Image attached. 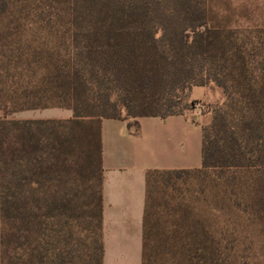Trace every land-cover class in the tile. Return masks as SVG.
<instances>
[{
	"label": "trees",
	"instance_id": "obj_1",
	"mask_svg": "<svg viewBox=\"0 0 264 264\" xmlns=\"http://www.w3.org/2000/svg\"><path fill=\"white\" fill-rule=\"evenodd\" d=\"M232 11L0 0V264H103L101 121L182 115L211 82L225 101L207 107L201 167L146 174L142 264H251L246 231L264 238V21ZM48 108L72 116L11 117ZM71 209L86 220L74 247Z\"/></svg>",
	"mask_w": 264,
	"mask_h": 264
},
{
	"label": "crops",
	"instance_id": "obj_2",
	"mask_svg": "<svg viewBox=\"0 0 264 264\" xmlns=\"http://www.w3.org/2000/svg\"><path fill=\"white\" fill-rule=\"evenodd\" d=\"M187 99L200 107L166 118H137V129L129 125L131 118L101 121L103 264H142L148 171L201 167L202 127L211 121L207 107L222 105L225 95L211 82L192 87ZM22 112L27 111L11 117Z\"/></svg>",
	"mask_w": 264,
	"mask_h": 264
},
{
	"label": "rangeland",
	"instance_id": "obj_3",
	"mask_svg": "<svg viewBox=\"0 0 264 264\" xmlns=\"http://www.w3.org/2000/svg\"><path fill=\"white\" fill-rule=\"evenodd\" d=\"M210 5L215 9H225L231 6L234 11L232 19L239 22L240 25L252 26L255 23H261L264 21V0H209ZM72 112L67 109L48 108L43 110H29L27 112L17 113L12 118L18 119H52V118H70ZM199 211L203 212V215L209 219L214 218L216 212L212 211L210 207H198ZM69 223L67 226L66 235L68 237L71 247L77 244L79 238L82 240L85 236L83 227L86 225L84 217H77V213L74 209L69 210ZM167 216L163 219L166 220ZM167 223V220H166ZM170 224V221L169 223ZM247 237H244L243 245H251L252 256L249 258L251 264H264V238L256 230L246 231Z\"/></svg>",
	"mask_w": 264,
	"mask_h": 264
},
{
	"label": "built area",
	"instance_id": "obj_4",
	"mask_svg": "<svg viewBox=\"0 0 264 264\" xmlns=\"http://www.w3.org/2000/svg\"><path fill=\"white\" fill-rule=\"evenodd\" d=\"M196 108H199L200 107V105L199 104H196V106H195Z\"/></svg>",
	"mask_w": 264,
	"mask_h": 264
}]
</instances>
